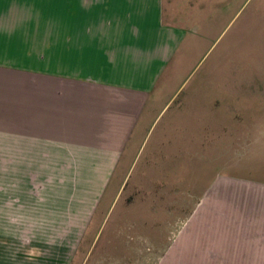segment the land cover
I'll return each instance as SVG.
<instances>
[{
    "label": "rangeland",
    "instance_id": "rangeland-1",
    "mask_svg": "<svg viewBox=\"0 0 264 264\" xmlns=\"http://www.w3.org/2000/svg\"><path fill=\"white\" fill-rule=\"evenodd\" d=\"M258 2L222 11L204 45L194 53L183 48V71L173 79L183 82V93L173 107L152 113L133 166L114 178L123 185L109 208L103 202L85 236L83 249L94 248L87 264H105L109 257L99 250L110 237L124 248L136 243L138 255L125 264H213L210 255L192 254L221 235L212 226L227 225L229 200L238 194L234 184L264 189V29L254 25L260 17L253 13ZM29 18L34 24L36 18ZM36 70L35 46L0 48V264H66L82 232L79 223L86 222V209L74 202L85 199L76 189L85 179L49 175L51 161L32 158L31 113L21 112V105L35 104ZM196 91L200 119L196 125L194 112L183 108V157H166L161 175L151 151L175 107L182 99L186 106ZM258 195L264 199V192Z\"/></svg>",
    "mask_w": 264,
    "mask_h": 264
},
{
    "label": "crops",
    "instance_id": "crops-1",
    "mask_svg": "<svg viewBox=\"0 0 264 264\" xmlns=\"http://www.w3.org/2000/svg\"><path fill=\"white\" fill-rule=\"evenodd\" d=\"M251 1L0 0V48L36 47L35 104L26 110L21 105V112L31 113L26 122L34 128L32 158L51 161L49 175L85 179L76 187L85 199L74 202L86 209V222L79 223L82 232L71 243L66 264L79 256L87 264L94 248L83 249L85 236L103 202L109 208L123 185L114 178L130 168L152 113L161 105L163 111L173 107L182 95L183 82L173 79L183 71V48L194 53L214 29V16L216 27L222 11H240ZM258 1L253 13L260 21L254 25L264 29V0ZM29 17L36 18L34 24ZM189 96L187 107L183 99L175 107L151 151L160 160L155 170L161 175L166 157H183V108L194 112L190 118L196 125L200 119L198 91ZM235 187L227 225L212 226L221 235L192 255H210L213 264H264V199L258 195L264 189ZM135 246L124 248L110 237L99 251L109 257L105 264H125L138 255Z\"/></svg>",
    "mask_w": 264,
    "mask_h": 264
}]
</instances>
